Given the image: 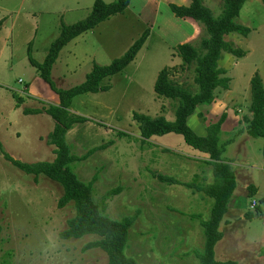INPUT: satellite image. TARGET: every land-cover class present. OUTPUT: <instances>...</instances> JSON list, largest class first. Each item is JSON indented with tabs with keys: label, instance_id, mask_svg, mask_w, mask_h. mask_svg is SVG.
<instances>
[{
	"label": "rangeland",
	"instance_id": "rangeland-1",
	"mask_svg": "<svg viewBox=\"0 0 264 264\" xmlns=\"http://www.w3.org/2000/svg\"><path fill=\"white\" fill-rule=\"evenodd\" d=\"M94 1L0 0V264H107L101 250L86 248L98 237L61 239L66 222L74 216L71 203L58 208L61 186L43 176L35 179L24 174L4 157L25 164L53 161L48 135L54 123L45 114L29 111L56 105L58 98L30 66L27 49L41 63L60 32V23L85 19ZM170 4L187 6L188 2L131 0L124 14L82 34V50L75 41L66 46L74 48L67 68L63 48L50 75L57 89L78 86L94 63L109 65L149 30L134 61L105 82L110 86L107 92L72 101L68 111L84 121L65 137L71 155L85 157L71 168L78 180L92 184V198L101 213L114 221L133 220L124 254L136 264H199L202 222L209 219L214 202L200 190L214 181L207 157L175 134L141 142L132 120V114L138 113L173 121L177 101L158 97L153 90L163 69L173 83L191 94L198 91L194 65L184 67L175 58V48L189 44L201 53L200 42L208 35L202 25L173 16ZM202 5L214 18L220 16V0H202ZM235 23L251 33L245 38L233 33L225 40L249 52L242 58L230 55L232 66L225 64L226 53L221 54L218 67L225 71L222 77L230 79L229 93L217 89L213 103L191 114L187 125L195 133L206 131L226 114L219 143L229 142L221 160L232 170L235 190L219 226L222 238L214 248L216 260L264 264V142L245 132L243 120L249 114V82L255 74L264 88L263 3L247 0ZM221 101L228 104L225 112L218 107ZM246 214L253 216L248 220Z\"/></svg>",
	"mask_w": 264,
	"mask_h": 264
},
{
	"label": "trees",
	"instance_id": "trees-1",
	"mask_svg": "<svg viewBox=\"0 0 264 264\" xmlns=\"http://www.w3.org/2000/svg\"><path fill=\"white\" fill-rule=\"evenodd\" d=\"M130 1L115 0L105 3L102 0H95L85 19L69 25L60 23V32L50 43L41 63L31 57L28 47L30 66L58 98L56 105H50L42 110L29 111L35 115L45 114L53 121L54 127L48 135V143L54 147L55 157L52 162L25 164L4 155L6 160L24 174L32 175L35 179L43 176L61 186L62 196L58 200V208H63L70 203L74 208V216L66 222L67 228L60 234L61 239L78 240L86 236L98 237L97 241L88 244L86 248L101 250L107 257V264H136L134 260L124 254L128 231L133 220L124 218L114 221L104 216L93 201L92 184H84L74 174L71 165L85 157L77 158L71 155L65 137L67 132L75 124L83 122L84 118L74 116L68 110L76 97L107 92L110 86L105 82L110 77L122 72L134 61L148 38L149 30H145L121 57L114 59L109 65L101 66L94 63L90 72L85 76V80L78 86L67 90L57 89L50 75L52 67L64 47L82 34L94 30L111 17L124 14ZM186 1L188 2L187 6L170 4L169 9L172 15L178 19H184V21L190 19L202 25L208 35V38L200 42L201 53L189 44H181L175 48L176 55L184 67L194 65L193 81L197 85L198 91L191 94L180 84L173 83L169 79V71L163 69L157 75L153 90L158 97L177 101L173 121H168L164 117L151 118L138 113L132 114V120L137 123L141 142L153 137L175 134L183 139L186 146L207 157L213 170L214 181L211 185L200 190L214 202L209 219L202 222L204 247L203 252L198 256L199 264H237L233 261H217L214 253L216 244L222 238L219 226L227 212L228 201L235 190L232 170L221 160L224 145L229 142L221 145L219 143L221 126L226 119V114L223 113L216 123L208 125L204 136L194 133L187 125V118L196 110L212 104L217 89H228L229 80L222 77L225 71L218 67L221 54L226 53L237 58L245 56V52L234 48L225 38L233 33L245 38L250 33L249 28L235 23V19L247 0H220L222 11L218 18H214L211 12L202 5V0ZM259 1L264 3V0ZM1 23L0 21V25ZM249 85L248 112L250 119L245 120V132L252 137L261 138L264 142V88L257 74L250 79ZM196 115L201 117L198 112ZM94 151L97 149L91 150L89 153ZM262 155L264 159V143ZM252 216V214H246L248 220Z\"/></svg>",
	"mask_w": 264,
	"mask_h": 264
},
{
	"label": "crops",
	"instance_id": "crops-1",
	"mask_svg": "<svg viewBox=\"0 0 264 264\" xmlns=\"http://www.w3.org/2000/svg\"><path fill=\"white\" fill-rule=\"evenodd\" d=\"M25 1H28V0H24V2ZM104 2V1H103ZM261 2V1H260ZM261 3H263V2H261ZM263 5H264V3H263ZM242 26V25H241ZM244 27V26H243ZM250 33H251V30H250ZM249 33V34H250ZM86 34V33H85ZM248 34V35H249ZM84 35H81V36H79L80 38H76V39H74L73 41H71V42H74L75 41V46L79 43V46H80V50H82V47L84 46V41H85V39H82L81 37H83ZM77 41V42H76ZM70 42V43H71ZM81 43H82V45H81ZM145 44V43H144ZM145 46V45H144ZM66 49V52H65V55H64V64H63V67H68V59L70 58V56H72L73 54H74V48L72 49V50H68V47H64V49H63V51ZM79 49V48H78ZM142 50V49H141ZM140 50V51H141ZM139 51V52H140ZM245 52H249V50L247 49V48H245ZM139 54V53H138ZM137 54V55H138ZM225 55V54H224ZM136 58V57H135ZM177 60L179 59L178 57H175ZM57 61V60H56ZM227 61L229 62V65L230 66H232V65H234L235 64V62H234V60L231 58V56L230 55H228V54H226V62H225V64H227ZM54 66V65H53ZM52 71V70H51ZM228 80H230L229 78H228ZM227 91V90H226ZM225 92V91H224ZM228 92V91H227ZM227 92H225V98L227 99V94L229 93H227ZM250 93V92H249ZM225 101H227V100H225ZM225 101H221L220 102V106H218V107H223V112H225L226 111V109L225 108H227V105L225 106ZM228 102H230V101H228ZM207 107H209V106H207ZM215 110H216V108H214ZM246 119H250V114H247V116H245V118H243V120H244V122H245V120ZM224 125L226 126V123H224ZM224 126V127H225ZM221 131H224V128L222 127L221 128ZM195 133V132H194ZM196 135H198V136H204L205 135V130H203V129H201V131L200 132H197V133H195Z\"/></svg>",
	"mask_w": 264,
	"mask_h": 264
},
{
	"label": "built area",
	"instance_id": "built-area-1",
	"mask_svg": "<svg viewBox=\"0 0 264 264\" xmlns=\"http://www.w3.org/2000/svg\"><path fill=\"white\" fill-rule=\"evenodd\" d=\"M255 204V203H254Z\"/></svg>",
	"mask_w": 264,
	"mask_h": 264
}]
</instances>
